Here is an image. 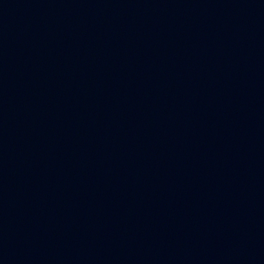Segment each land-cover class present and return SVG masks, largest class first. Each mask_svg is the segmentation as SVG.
Returning <instances> with one entry per match:
<instances>
[{
    "label": "water",
    "instance_id": "95a60500",
    "mask_svg": "<svg viewBox=\"0 0 264 264\" xmlns=\"http://www.w3.org/2000/svg\"><path fill=\"white\" fill-rule=\"evenodd\" d=\"M0 264H264V0H0Z\"/></svg>",
    "mask_w": 264,
    "mask_h": 264
}]
</instances>
